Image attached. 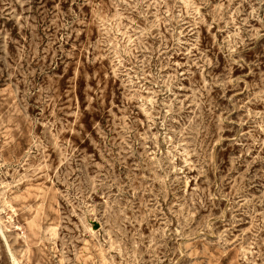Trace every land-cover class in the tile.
<instances>
[{
	"label": "rangeland",
	"instance_id": "374dc122",
	"mask_svg": "<svg viewBox=\"0 0 264 264\" xmlns=\"http://www.w3.org/2000/svg\"><path fill=\"white\" fill-rule=\"evenodd\" d=\"M0 227V264H264V0H0Z\"/></svg>",
	"mask_w": 264,
	"mask_h": 264
},
{
	"label": "bare ground",
	"instance_id": "6f19581e",
	"mask_svg": "<svg viewBox=\"0 0 264 264\" xmlns=\"http://www.w3.org/2000/svg\"><path fill=\"white\" fill-rule=\"evenodd\" d=\"M0 233L3 235V237L5 238V235H4V232H3V230H2V228L0 227ZM2 237V238H3ZM5 243H7V241L5 240ZM33 255V254H32ZM26 259V258H25ZM30 259V258H29ZM32 259V258H31ZM12 263L13 264H19V262L14 258V255H12ZM21 263V262H20ZM22 264V263H21ZM23 264H25V263H23ZM26 264H30V260L26 263Z\"/></svg>",
	"mask_w": 264,
	"mask_h": 264
},
{
	"label": "crops",
	"instance_id": "0c3cea01",
	"mask_svg": "<svg viewBox=\"0 0 264 264\" xmlns=\"http://www.w3.org/2000/svg\"><path fill=\"white\" fill-rule=\"evenodd\" d=\"M5 253V247L3 245V242H0V255Z\"/></svg>",
	"mask_w": 264,
	"mask_h": 264
}]
</instances>
